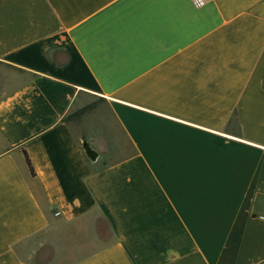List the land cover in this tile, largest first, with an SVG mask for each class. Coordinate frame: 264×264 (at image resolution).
I'll return each mask as SVG.
<instances>
[{
  "label": "crops",
  "instance_id": "obj_1",
  "mask_svg": "<svg viewBox=\"0 0 264 264\" xmlns=\"http://www.w3.org/2000/svg\"><path fill=\"white\" fill-rule=\"evenodd\" d=\"M0 264H264V0H0Z\"/></svg>",
  "mask_w": 264,
  "mask_h": 264
},
{
  "label": "rangeland",
  "instance_id": "obj_2",
  "mask_svg": "<svg viewBox=\"0 0 264 264\" xmlns=\"http://www.w3.org/2000/svg\"><path fill=\"white\" fill-rule=\"evenodd\" d=\"M86 116H89L90 119L94 117L98 125L97 127L100 130V134H98V136L102 141L99 147L103 154L109 157L122 154L123 151L121 150V144L126 141V137L122 134L118 125H115L113 122L110 106L107 102L103 98H98L88 109L70 113L68 115V119L72 122L74 129L80 131L84 122L87 120ZM29 242L31 241L23 243L22 248Z\"/></svg>",
  "mask_w": 264,
  "mask_h": 264
},
{
  "label": "trees",
  "instance_id": "obj_3",
  "mask_svg": "<svg viewBox=\"0 0 264 264\" xmlns=\"http://www.w3.org/2000/svg\"><path fill=\"white\" fill-rule=\"evenodd\" d=\"M28 162L30 164L32 172L35 173L34 167H33L32 163H31V160L29 158H28Z\"/></svg>",
  "mask_w": 264,
  "mask_h": 264
},
{
  "label": "built area",
  "instance_id": "obj_4",
  "mask_svg": "<svg viewBox=\"0 0 264 264\" xmlns=\"http://www.w3.org/2000/svg\"><path fill=\"white\" fill-rule=\"evenodd\" d=\"M204 1H205V0H194V2H195L196 4H202V3H204Z\"/></svg>",
  "mask_w": 264,
  "mask_h": 264
}]
</instances>
